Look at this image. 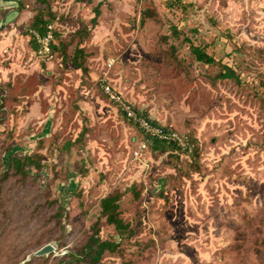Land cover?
Returning a JSON list of instances; mask_svg holds the SVG:
<instances>
[{
  "label": "rangeland",
  "instance_id": "obj_1",
  "mask_svg": "<svg viewBox=\"0 0 264 264\" xmlns=\"http://www.w3.org/2000/svg\"><path fill=\"white\" fill-rule=\"evenodd\" d=\"M33 6L54 20L58 44L51 58L26 41L10 58L0 52V175L11 155L42 158L27 179L0 182V264H70L67 253L85 242L101 198L116 188L134 230L121 236L101 218V236L120 247L98 264H264V0ZM191 42L218 62L196 60ZM77 46L88 75L74 65ZM225 64L239 79L219 75ZM101 81L194 136L198 156L152 151ZM49 242L54 251L33 254Z\"/></svg>",
  "mask_w": 264,
  "mask_h": 264
},
{
  "label": "trees",
  "instance_id": "obj_2",
  "mask_svg": "<svg viewBox=\"0 0 264 264\" xmlns=\"http://www.w3.org/2000/svg\"><path fill=\"white\" fill-rule=\"evenodd\" d=\"M81 1H92V0H81ZM144 12L145 16H153L155 15L154 10L145 9ZM94 15L91 17L92 25L98 24V17L101 14V3L98 2L93 7ZM54 22L52 18H47L45 13L37 10L36 14L33 16L31 22L28 25L27 32L30 34V40L29 42L31 45L37 49L38 43L36 40V37L33 33V30H36L40 33H44L46 31V27L48 23ZM176 29V28H174ZM58 36L57 28L55 30V37ZM58 41L56 39V42L52 43L53 51L57 48ZM60 44V43H59ZM64 46V50L67 48V43H62ZM60 44V45H61ZM190 49L193 55L195 56L196 60L206 63V64H215L218 62L216 57L207 51V49L201 45L194 42L190 43ZM174 53V51H173ZM86 54L85 49L83 46H77L75 49L74 56L72 57L74 65L78 68H81L83 70V74L88 75L89 74V67L86 64ZM224 70L220 72V76L224 78H236L239 79L240 75L235 71V69L227 64L224 65ZM1 86V83H0ZM135 105V104H134ZM137 110L147 115L153 122L163 124L159 122L156 118L151 117L150 113L147 110L140 109L137 107ZM5 108L4 105V98L2 95H0V116L2 110ZM121 112V116L126 120H129L134 125L138 126L140 130L144 133L145 137L149 139L148 146L152 151H171V150H177V151H183L186 153H190V155H193L194 157L199 153L198 150V142L196 138L189 134V140H190V148L179 145L178 143L174 141H169L165 139H161L158 137H149L145 131L132 119L128 118L127 115L119 109ZM123 112V114H122ZM165 128L167 129H175L170 124H163ZM176 130V129H175ZM197 145V146H196ZM35 166L36 168L42 167V158L40 153H31L28 155H11L8 160V169L2 172V175H0V182L4 180H8L11 175H16L19 177L20 180H25L29 176V167ZM0 186L2 188V183H0ZM2 195V193H1ZM123 192L116 188L110 192H108L106 195H104L100 200V217L92 222L91 224V233L88 235L85 242L75 251L67 253V261L70 264H98L101 262L104 254L106 252H114L117 251L120 247V242L116 239H110V238H103L101 236V218H105V221L109 224H112L117 233L121 236H129L133 233V227L129 221H126L124 217L122 216L121 211V200H122ZM139 196V191L135 189V198ZM3 198V196H2ZM62 215V212L60 213V210L57 209V212H55V217L60 218Z\"/></svg>",
  "mask_w": 264,
  "mask_h": 264
},
{
  "label": "built area",
  "instance_id": "obj_3",
  "mask_svg": "<svg viewBox=\"0 0 264 264\" xmlns=\"http://www.w3.org/2000/svg\"><path fill=\"white\" fill-rule=\"evenodd\" d=\"M55 22L48 23L46 31L40 33L33 30L38 43L37 53L42 58H51L54 56L52 43L56 42ZM101 87L108 97L113 100L119 109H121L128 118L137 123L149 137H158L161 139L174 141L179 145L190 148V140L188 133H183L175 129H167L163 124L153 122L147 115L140 113L134 103L124 97L113 85L106 81H101ZM141 147H147V141L141 144ZM136 152H139L138 150Z\"/></svg>",
  "mask_w": 264,
  "mask_h": 264
},
{
  "label": "crops",
  "instance_id": "obj_4",
  "mask_svg": "<svg viewBox=\"0 0 264 264\" xmlns=\"http://www.w3.org/2000/svg\"><path fill=\"white\" fill-rule=\"evenodd\" d=\"M33 5H35V0H0V52L7 57L6 52H8V58L24 41L29 44L30 34L27 29L37 12L33 9ZM16 61L18 60H16L15 52L14 61L11 64Z\"/></svg>",
  "mask_w": 264,
  "mask_h": 264
},
{
  "label": "water",
  "instance_id": "obj_5",
  "mask_svg": "<svg viewBox=\"0 0 264 264\" xmlns=\"http://www.w3.org/2000/svg\"><path fill=\"white\" fill-rule=\"evenodd\" d=\"M54 250H55V246L49 242V243H46L45 245H43L42 247H40L39 249H37L36 251H34L33 254L44 255V254H48Z\"/></svg>",
  "mask_w": 264,
  "mask_h": 264
}]
</instances>
